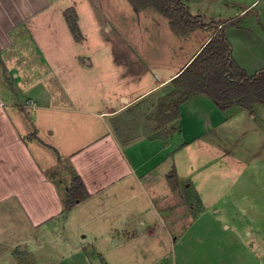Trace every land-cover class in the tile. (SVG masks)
<instances>
[{"label": "crops", "instance_id": "0c3cea01", "mask_svg": "<svg viewBox=\"0 0 264 264\" xmlns=\"http://www.w3.org/2000/svg\"><path fill=\"white\" fill-rule=\"evenodd\" d=\"M256 5L244 12L254 16ZM93 14L104 24L96 6L84 10L78 0H0V264H264V215L254 197L236 193L234 182L235 193L208 197L211 180L195 175L207 161L191 166L189 158L195 142L228 137L237 118H258L264 131V103H254L255 114L237 105L223 111L198 93L166 125L177 123L173 131L123 137L118 113H154L214 30L199 29L209 36L174 70L150 68L134 50L140 66L117 89L108 42L95 51L83 45ZM107 30L108 40L120 34L111 23ZM218 151L221 159L229 152ZM76 175L90 195L67 210ZM69 226L78 231L71 241Z\"/></svg>", "mask_w": 264, "mask_h": 264}, {"label": "rangeland", "instance_id": "374dc122", "mask_svg": "<svg viewBox=\"0 0 264 264\" xmlns=\"http://www.w3.org/2000/svg\"><path fill=\"white\" fill-rule=\"evenodd\" d=\"M87 7L96 6L100 18L104 24H99L98 14L91 17L97 24L85 35L84 47L87 49L99 48L100 44L108 42L107 47L115 55L116 77L114 84L120 89L127 87L131 78L134 77V69L140 66L139 57L134 50H139L143 57L153 64L165 63V70H174L187 62L195 51L201 46L203 38L209 36V30H198L187 35L175 33L170 25L169 19L154 7L139 10L130 0H78ZM255 0H192L191 11L194 14H202L206 20L219 21L242 16L241 24L229 25L226 34L233 45V54L240 66H246L251 72L259 67H264V0H256L257 15L250 16L251 10L246 13L242 3L249 4ZM90 11V10H89ZM90 20V19H89ZM86 23V21L84 22ZM115 25L120 34L113 35L110 40L104 37L108 33L109 24ZM214 30L213 28H208ZM187 37V39H184ZM130 60L132 70H126ZM150 64V63H149ZM155 66H152L154 69ZM248 72V73H249ZM144 83H142V86ZM170 87L166 89V93ZM123 91V90H122ZM122 99V98H121ZM121 106H124L121 104ZM259 111L264 108L259 106ZM141 109L133 107L119 114L122 120L123 137H128L137 132L152 133L159 127L164 126L163 132L170 131L168 126L161 125L154 113L146 114ZM258 120V118H256ZM252 118H237L235 127L228 137L212 138V142L204 144L195 142V146L189 148L191 166L199 156H204L207 165L201 167L198 177L210 179L207 184V196L215 198L231 192L237 183V192H247L254 197L256 209L264 215V191L260 187L264 185V131L259 128V123ZM174 127L177 123L173 124ZM157 134V133H155ZM153 134V135H155ZM225 150L227 156H219V151ZM222 147V148H221ZM201 160L197 163L200 165ZM189 169H186L188 172ZM191 171V170H190ZM194 175V174H193ZM190 178L192 175L190 174ZM237 181H234L236 180ZM189 182V181H188ZM187 185V184H186ZM254 185V186H253ZM186 192V191H185ZM247 208L250 204L246 205ZM90 226L87 227L89 230ZM78 231L70 228L65 234L69 240L77 238ZM85 234V233H83ZM62 234L55 236L60 238ZM92 238L90 234L89 239ZM50 259L55 258L49 254Z\"/></svg>", "mask_w": 264, "mask_h": 264}, {"label": "trees", "instance_id": "16d2710c", "mask_svg": "<svg viewBox=\"0 0 264 264\" xmlns=\"http://www.w3.org/2000/svg\"><path fill=\"white\" fill-rule=\"evenodd\" d=\"M139 10L154 7L169 19L175 33L187 35L199 29L213 28L208 42L195 54L185 68L173 78L170 90L160 98L157 120L161 125L180 116V108L191 95L206 93L225 111L237 105L255 114L254 103H264V67L250 74L236 61L233 45L226 34L229 25L241 24L242 15L227 20L207 22L202 14H194L190 0H130ZM71 31L80 38L77 16L66 12ZM168 127L175 128L174 125ZM72 169V168H71ZM73 170V169H72ZM173 172L171 177H175ZM88 192L82 178L75 176L67 190L66 209L86 199Z\"/></svg>", "mask_w": 264, "mask_h": 264}, {"label": "water", "instance_id": "95a60500", "mask_svg": "<svg viewBox=\"0 0 264 264\" xmlns=\"http://www.w3.org/2000/svg\"><path fill=\"white\" fill-rule=\"evenodd\" d=\"M241 5L244 6V7H246V8L251 9V7L249 6V4L242 3ZM255 14H257V11H255ZM170 131H173V129H170Z\"/></svg>", "mask_w": 264, "mask_h": 264}]
</instances>
